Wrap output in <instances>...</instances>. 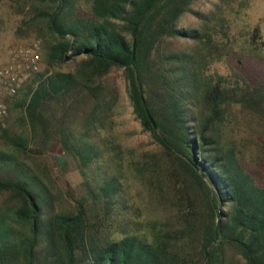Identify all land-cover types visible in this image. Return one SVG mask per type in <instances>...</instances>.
Masks as SVG:
<instances>
[{
	"label": "trees",
	"instance_id": "16d2710c",
	"mask_svg": "<svg viewBox=\"0 0 264 264\" xmlns=\"http://www.w3.org/2000/svg\"><path fill=\"white\" fill-rule=\"evenodd\" d=\"M9 1L44 40L0 119V264H264V76L247 71L264 39L232 32L249 0ZM113 72L156 149L123 142Z\"/></svg>",
	"mask_w": 264,
	"mask_h": 264
},
{
	"label": "rangeland",
	"instance_id": "374dc122",
	"mask_svg": "<svg viewBox=\"0 0 264 264\" xmlns=\"http://www.w3.org/2000/svg\"><path fill=\"white\" fill-rule=\"evenodd\" d=\"M15 9L17 8L9 0H0V65L8 61L10 51L14 47L27 45L36 40L41 42V57H43L44 39L40 37L42 28L38 25H32L29 17L25 18L23 15L16 14ZM22 21H26V23L23 24ZM255 26L259 27L264 39V0H249V5L233 24L232 32L239 37L240 33H249ZM241 41L239 39V43ZM235 59L236 56L231 61L234 62ZM247 71L253 75L264 76V63L250 62ZM110 81L113 82L119 101L123 105L118 125L123 142L129 147L138 150L156 149L149 136L141 133L138 123L133 120L125 95V83L121 72L111 73ZM51 160L55 167L60 166L63 160L61 151L58 149L53 150ZM67 163V171L63 176V186L74 189L77 183L80 182V175L71 159H67Z\"/></svg>",
	"mask_w": 264,
	"mask_h": 264
},
{
	"label": "built area",
	"instance_id": "2783aa9c",
	"mask_svg": "<svg viewBox=\"0 0 264 264\" xmlns=\"http://www.w3.org/2000/svg\"><path fill=\"white\" fill-rule=\"evenodd\" d=\"M41 42L14 47L8 61L0 65V119L7 115V99L16 96L30 73L41 70Z\"/></svg>",
	"mask_w": 264,
	"mask_h": 264
},
{
	"label": "water",
	"instance_id": "95a60500",
	"mask_svg": "<svg viewBox=\"0 0 264 264\" xmlns=\"http://www.w3.org/2000/svg\"><path fill=\"white\" fill-rule=\"evenodd\" d=\"M149 120H150V122L152 123V125H153V127H154V129H155L156 126H155L153 120H152L151 118H149ZM219 219H220V215L218 214V221H219ZM217 238H218V235H217V231H216L214 244L217 242ZM205 256H207V253H205Z\"/></svg>",
	"mask_w": 264,
	"mask_h": 264
}]
</instances>
